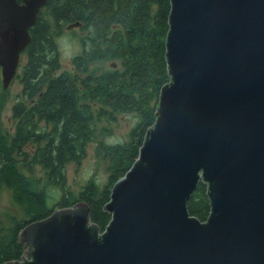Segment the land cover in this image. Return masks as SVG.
<instances>
[{"label":"water","instance_id":"water-1","mask_svg":"<svg viewBox=\"0 0 264 264\" xmlns=\"http://www.w3.org/2000/svg\"><path fill=\"white\" fill-rule=\"evenodd\" d=\"M47 1L0 0L3 90ZM167 24L169 81L105 230L78 202L24 227L4 264H264V0H169ZM198 183L205 222L187 210Z\"/></svg>","mask_w":264,"mask_h":264},{"label":"trees","instance_id":"trees-1","mask_svg":"<svg viewBox=\"0 0 264 264\" xmlns=\"http://www.w3.org/2000/svg\"><path fill=\"white\" fill-rule=\"evenodd\" d=\"M168 14L169 0H48L39 11L11 82L21 86L11 108L13 131L6 136L0 130V188L11 191L23 213L21 219L7 215V227L0 221V264L25 254L18 243L24 227L78 202L88 206L100 232L105 230L111 188L136 160L154 123L160 89L169 81L164 58ZM74 24L78 28L70 31L80 32L82 51L72 58L73 70L61 71L56 39ZM107 60L114 61L110 69L100 71L97 64ZM117 113L138 119L128 143L99 142V153L108 160L106 187L100 191L89 181L76 194L66 190L67 166L77 167L86 157V146L96 138L95 122L112 123ZM55 188L64 190L57 198L51 194ZM187 210L206 221L205 184L198 183Z\"/></svg>","mask_w":264,"mask_h":264},{"label":"rangeland","instance_id":"rangeland-1","mask_svg":"<svg viewBox=\"0 0 264 264\" xmlns=\"http://www.w3.org/2000/svg\"><path fill=\"white\" fill-rule=\"evenodd\" d=\"M74 32L75 33L65 30L56 39V44L59 50L58 58L61 71L73 70L72 58L82 51L78 40L80 32L78 30H75ZM21 57L19 65L22 64ZM112 62L114 61L107 60L103 63L97 64V66L101 69L100 71L105 72L110 69L109 66ZM16 73H19V70H17ZM20 92L21 86L18 80H15L6 90H3L0 73V130L6 136L7 132L11 135L13 131L14 122L11 118V108L13 103H15L16 96L19 95ZM115 115L116 119L112 123H109L104 118L95 122L96 138L92 143L86 146V157L77 167L74 164L67 166L66 190L76 194L79 188L84 186L89 181H93L100 191L106 187L109 175V171L107 170L108 160L104 159L103 155L99 153V142H103L106 145L128 143L129 133L135 126L138 119L137 116L129 113H117ZM103 129L109 130L104 131ZM38 175H41L39 170ZM63 192L64 190L62 191L55 188L52 190L51 194L53 197L57 198ZM51 203L52 201L49 202V204ZM7 215H17L18 219L23 218L22 208L13 200L11 191L2 187L0 188V221L5 227L10 225L6 217Z\"/></svg>","mask_w":264,"mask_h":264}]
</instances>
